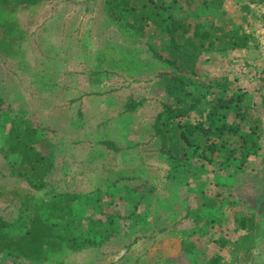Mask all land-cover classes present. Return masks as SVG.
I'll use <instances>...</instances> for the list:
<instances>
[{
    "label": "rangeland",
    "instance_id": "1",
    "mask_svg": "<svg viewBox=\"0 0 264 264\" xmlns=\"http://www.w3.org/2000/svg\"><path fill=\"white\" fill-rule=\"evenodd\" d=\"M1 1L0 12L6 10ZM14 15L27 35L13 54L0 52V96L7 107L0 120V216L13 220L19 195L30 190L25 180L10 176L3 152L8 132L12 125L32 127L41 152L53 162L51 184L84 195L74 216L81 234L106 231L109 237L100 248L40 264H210L218 249L207 246L220 236L226 249L217 264H251L236 262L229 244L236 238L234 219L264 215V137L243 167L237 160L215 170L199 153L179 166L161 153L153 130L169 102L159 74L170 67L154 59L149 47L166 55V36L148 28L143 39L126 22L122 30L107 16L105 0H46ZM165 15L177 19L180 12L169 7ZM103 59H120L125 69H109L99 64ZM215 79L200 75L201 84L190 87L203 100L194 119L211 113L206 101L227 95L218 88L207 93ZM257 80L245 104L264 125V72ZM131 100L141 103L135 111L127 110ZM104 141L121 151L107 149ZM199 168H205L203 176H179V170ZM213 199L219 209L203 207ZM220 209L226 224L219 232L211 218ZM185 233L193 234L192 252L182 248L179 236ZM1 260L15 262L8 255Z\"/></svg>",
    "mask_w": 264,
    "mask_h": 264
},
{
    "label": "trees",
    "instance_id": "2",
    "mask_svg": "<svg viewBox=\"0 0 264 264\" xmlns=\"http://www.w3.org/2000/svg\"><path fill=\"white\" fill-rule=\"evenodd\" d=\"M44 1H1L6 10L0 12V52L13 54L19 41L27 35L14 13ZM168 10L167 0H105L107 16L122 30L125 28L122 23L126 22L127 27L143 39L148 37V28L168 39L166 55L149 47L154 59L170 67L169 71L159 74L169 102L163 104V111L156 116L153 124L154 136L160 141V151L179 166L188 165L190 155L199 153L215 170H222L225 164L237 160L243 167L257 152L264 137L262 118L253 114V109L245 104L244 92L227 80L215 79L206 87L207 93L218 88L227 95L206 101L204 104L211 109V113L207 117L199 113L201 115L194 119L195 113L202 112L203 100L192 95L190 87L201 84L198 82V64L203 55L247 48L252 37L242 28L228 30L217 26L214 20L208 28L201 23L193 24L186 18L168 17L169 22L165 15ZM100 63L109 69H125L120 59H103ZM93 76H97L96 73ZM94 80L97 82L99 79ZM140 105V102L131 100L127 110L135 111ZM6 112L5 100L0 96V120ZM230 113L235 115L233 121L228 119ZM37 133L36 128L22 129L12 125L8 132V145L3 148L10 176L25 180L30 190L19 195L21 205L13 220L0 216V264H3V255L14 259V264L64 262L75 253L100 248L109 240L106 231L103 236L96 237L81 234L82 229L74 216L75 204L84 195L63 192L51 184L54 165L50 157L41 152ZM103 144L111 151H121L112 141H104ZM204 170L199 168L189 173L186 169L183 172L179 170V176L194 179L203 176ZM205 203L212 209L218 201L213 199ZM234 228L238 233L235 241L230 243L234 260H252V251L261 231L260 223L254 217L244 216L235 219ZM192 235L181 236L182 248L189 252L195 247L187 242ZM217 263L218 258L214 256L210 264Z\"/></svg>",
    "mask_w": 264,
    "mask_h": 264
},
{
    "label": "crops",
    "instance_id": "3",
    "mask_svg": "<svg viewBox=\"0 0 264 264\" xmlns=\"http://www.w3.org/2000/svg\"><path fill=\"white\" fill-rule=\"evenodd\" d=\"M169 7L173 9L178 7L179 19L186 18L193 24L201 23L205 26L208 23L210 27L211 21L214 20L217 26H222L228 30L240 28L246 30L252 37L247 48L205 54L201 58L202 62L200 61L198 64V70L200 75L208 79L227 80L236 89L244 93L250 94L252 90H256L258 87L257 79L264 72V0H171ZM219 206L218 202L215 208L208 207V209L216 210L219 209ZM203 207L207 208L206 203L203 204ZM220 210L217 211V216L211 218L212 227L217 228L219 232L222 226L226 224V220H224L226 215L222 209ZM246 216L254 217L261 226L250 263L263 264L264 258L257 255L259 253L264 254V215L258 216V218L253 215ZM235 234L238 236V233L235 232ZM179 238L181 237L179 236ZM224 238L220 236L216 242L213 239L212 242L216 246H211L213 243L207 246V249H218L215 255L218 261L226 249L223 246ZM187 242L189 243L188 240ZM229 249H231L230 244Z\"/></svg>",
    "mask_w": 264,
    "mask_h": 264
}]
</instances>
